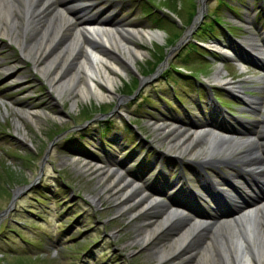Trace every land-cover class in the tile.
I'll return each mask as SVG.
<instances>
[{
	"label": "rangeland",
	"instance_id": "1",
	"mask_svg": "<svg viewBox=\"0 0 264 264\" xmlns=\"http://www.w3.org/2000/svg\"><path fill=\"white\" fill-rule=\"evenodd\" d=\"M141 2H84L88 5L82 10L84 15L114 29L112 34L98 36L107 42L105 47L108 52L98 45L92 47L119 67L113 70L101 60L109 73L117 77L109 91H104V81L97 82L99 85L96 83L100 95L92 90L85 94L79 91L83 75L62 92L57 88L69 78L71 72L76 71V58L84 53L83 47L87 45L85 39L75 48V57L71 56L73 60L64 64L59 78L56 72L63 67L59 60L47 69L42 67L47 60L53 59L52 55L62 46V40L35 62L28 47L35 30L24 31L16 25L6 26L3 33L4 28L0 25V229L11 223L15 228V232L0 233V248H4V253H0V264H110L109 261H117L116 264H199V246L203 235L206 238L207 233L212 231L210 228L199 229L181 250L158 258L160 247L167 248L170 237L188 221L185 222V215L177 213L176 218H172L173 221L161 230L155 229V224L163 217L164 204L176 206L175 203L184 202L180 197L190 199L187 190L200 189L198 183L194 182V174L185 165L188 158L207 156L205 152L201 153L205 145V132L200 134L194 129L207 127L219 134L248 136L242 144L244 148L249 146L250 139L258 140V144L264 143V139L257 136L264 128V46L259 39L264 31V4L261 0H245L244 5H239L230 0L228 5L237 6L234 13L222 4L217 5L218 0H147L149 9L173 22V29L165 32L145 18V12L139 7ZM193 8V16L186 22L187 14ZM212 10L220 13L221 20L233 28L232 35L224 33L222 28H214V32L219 34L215 40L213 36L197 31L209 19ZM234 15L247 25V30L231 22L230 18ZM70 16L74 24L81 22L79 12ZM0 22L5 23L4 20ZM147 29L160 31L161 35L140 40L127 31ZM69 31L64 29L62 35L67 36ZM173 32L177 35L174 33L172 37ZM170 37H175L174 45L165 43ZM249 37L262 42V45H253L257 49L256 54L247 55L241 49ZM189 40L203 45L194 46L198 53L195 58L184 59ZM209 43L217 45L215 50L205 48L204 45ZM126 45L136 48L138 52H131L134 61L131 66L122 60V55L128 56L130 53ZM258 47H262V50ZM188 53L193 54L192 50ZM158 55L163 56L167 73L144 83L143 79L139 83L136 80L133 94L127 97L122 95L120 90L131 83L134 75L139 79L137 71L147 61L156 60ZM191 72L194 78L187 77V73ZM226 73L232 76L229 81L237 84L230 96L216 87L219 76ZM211 89L217 94L219 92V101L211 99ZM157 91L164 95L162 99L154 97ZM176 91L186 92L188 97L183 103L176 100ZM142 95L147 99V95L151 96V101L138 105ZM100 103L113 107L105 112L110 118L111 127L103 130L102 134L105 135L99 138L97 126L101 121L96 120L105 118L98 114L97 106ZM85 105H91L92 109L88 115L82 116L79 110ZM85 118L89 120L88 126L79 129L83 125L75 124H83ZM128 118L136 121L126 130L124 120ZM73 131L84 132L85 136L77 137L76 134L73 140H67ZM87 134H92L93 138ZM195 134H199L196 141L185 150L181 139H192ZM257 148L261 150V145H256ZM238 150L235 149L228 156L213 153L217 161L210 160L208 163L215 171L213 173L224 175L231 172L234 179L248 178L237 168L243 166ZM259 155L263 157L264 153L259 151ZM236 159L240 161L236 162ZM145 165L154 167V170L150 173L141 171L140 167ZM181 165L191 188L180 175ZM115 172L138 184V192L134 193L141 191V194L156 197V204L142 210L140 201L145 203L146 197L134 203L129 199L136 197L132 194L125 201H129V205H124V201H120L124 189L120 183H114ZM216 178L220 180L219 176ZM237 182L235 186H244L242 181ZM59 184L61 186L57 189L56 185ZM179 186L186 189L184 194L187 195H171L172 188ZM252 187V191L246 186L243 189L235 187V199L225 200L227 208L233 210L264 196L263 184ZM38 190L46 192L43 195L46 199L36 204L30 200ZM247 193L251 195L247 196ZM66 194L68 196L64 197ZM94 194L99 195V202L92 201ZM141 194H138L139 197ZM192 195L201 199L197 192H192ZM208 201L214 207L212 201ZM200 203L202 206L194 207V211L205 216L180 207L191 216L208 222L218 216L224 217L222 214L228 210L214 211L202 199ZM27 204L38 206L36 209L44 210L48 215L40 219V216L28 214L21 209ZM85 237L89 246L82 252L84 256L63 253V245L75 240L82 241ZM93 238L96 242L90 243ZM87 251L92 254L85 256L83 253Z\"/></svg>",
	"mask_w": 264,
	"mask_h": 264
},
{
	"label": "bare ground",
	"instance_id": "2",
	"mask_svg": "<svg viewBox=\"0 0 264 264\" xmlns=\"http://www.w3.org/2000/svg\"><path fill=\"white\" fill-rule=\"evenodd\" d=\"M85 1L0 0V20L5 21V23L0 22V25L4 28L3 33L6 32V26L16 27V25L24 31L27 29L35 30L33 37L30 38L31 40L28 43L29 51L32 52L35 62L42 57L44 52L50 50L51 46L62 40V46L52 55L53 59L47 60L45 66L42 67V69H47L53 66L56 60H59L63 66L59 72H56L59 78L62 71H64V64H68L70 60H73L72 58L75 57L74 52L76 54L75 48L85 39L87 45L83 47L84 53L76 58V71L71 72L69 78L64 80L60 85H57V88L62 92L65 88L71 86L73 82L79 81L80 76L83 75V81L79 91L85 94L92 90L97 95H100L99 90L96 88V83L104 81V91H109L112 88V81L117 77V75H111V73H109L106 67H104L105 65L103 66L101 60L103 59L113 70L119 69V67L114 65L113 61L107 59L108 57H103L100 53L96 52V50H93L92 47L98 45L102 47L105 52H108V48L105 47V43L107 42L103 41L100 37L98 38V36H106L108 33L112 34L114 29L109 28V26L105 25L103 22H94L89 16L84 15L85 13H83L82 10L88 7V5L84 3ZM74 12H79L81 16V22L77 25L74 24L70 16L71 13ZM64 29L65 31L70 30L67 36H65V34L62 35ZM127 31L138 36L140 40H150L161 35L160 31H153L150 29ZM22 39L23 37L20 40ZM208 46L215 47L217 45L215 43H209ZM126 49L128 53H130L128 56L122 55V60L127 66H131L134 62L131 52H133V54L138 52L136 48L127 45ZM72 55L73 57L71 58ZM59 57H61V59H59ZM99 84L97 83V85ZM225 85L232 89H236L237 87V84H232L230 81H225ZM194 131H199L200 134H202L201 132H205L203 136V141L205 142L203 143L205 145L202 151L206 152L209 159H215L212 156L213 153H220L228 156L232 151L240 148L237 154L242 158L241 161L252 173H258L253 170L257 166L253 164V162L260 158L261 154L259 155V151L264 152V143H259L261 145V150H259V148L256 149V145L259 146L257 143L259 141L248 139L250 141V147L244 148L242 144L248 136L235 137L232 135L219 134L207 127H200L194 129ZM197 135L199 134H195L192 139H181L180 143L182 147L185 150L189 149L194 141H196L195 138ZM257 136L259 139H264V128L260 130ZM249 170H243V172L249 175L251 174ZM106 172H108V170H106ZM120 174L119 172L113 174L116 177L114 183H120L121 187L124 189V193L120 199V201H124V205H129L130 202L127 201L125 203V201L127 197L132 194H135L136 197L133 196L129 199L134 203H138L142 197H146L144 198L145 203H141L142 200L140 201L142 210L147 208L150 209L151 206L156 204V197L148 193V196L145 195V193L141 194V191H139V193H134L138 192V184L121 177ZM102 180L104 179L102 178ZM249 180H251L250 185L258 182L264 183V174L260 173L258 178H254L253 176L249 177ZM108 185L111 186V184H107L106 186ZM245 185L250 186L248 182L245 183ZM225 193L232 194V191H227ZM138 194L142 196L139 197ZM91 199L94 202L100 201L99 195L96 194L92 195ZM180 210L182 209L179 206L166 205L163 217L155 224V229L161 230L162 227L169 225L171 221H173L172 218H174ZM204 223L205 222L201 219H194L190 221L189 224L181 227L170 237V240L167 242V248L160 247L157 257L163 258L176 250H181L185 245L184 243H186L189 238L192 239L191 236H194L193 234L199 229H202L201 226ZM204 228H210L212 231L207 233L206 238L199 246V264H264V197L252 201L244 207H237L230 216L221 217L216 220L212 226L207 225Z\"/></svg>",
	"mask_w": 264,
	"mask_h": 264
},
{
	"label": "trees",
	"instance_id": "3",
	"mask_svg": "<svg viewBox=\"0 0 264 264\" xmlns=\"http://www.w3.org/2000/svg\"><path fill=\"white\" fill-rule=\"evenodd\" d=\"M147 0H142V2L139 4V7L141 6V8L143 9V11L145 12V18H147L149 21H151V23H153V26H158L160 28H163L165 30V32H169L171 29H173V22H171L170 20L168 21L167 18H165L164 16H159L156 14V12L152 9H149V5L148 3L146 2ZM228 1L230 0H218V3L217 5H220L222 4L224 7H227L228 9L232 10V11H235V7L234 6H231V5H228ZM239 3H243L244 0H235ZM148 6V7H146ZM152 8V7H151ZM194 11V8L188 12L187 14V18H186V22H189L191 17L193 16L192 13ZM222 17L220 16V13H216V10H212L210 13H209V19L206 21V22H203V24L197 29L198 32H202L204 34H208V35H216L215 32H214V28H219V22L222 21L221 20ZM175 32L172 33V37L176 34H174ZM174 34V35H173ZM177 35V34H176ZM172 37L166 39V44L168 45H174V38L171 39ZM189 47L187 48V53H185L184 55V59H192V58H195L196 57V53L195 52V48L194 46L196 45L193 41H188L187 42ZM189 50H192V53L190 55V53H188ZM194 51V52H193ZM163 59V56L162 55H158L156 57V60L154 59L153 61H147L146 64L144 66H142V69H140V71H143V72H146L148 70H152L151 69V66L155 65L156 63L162 61ZM187 63V62H186ZM185 63V64H186ZM150 67V68H148ZM167 69L164 68L163 72H165ZM163 72L161 74H163ZM194 73H188L187 74V77H190V78H194ZM136 81V77L133 76L132 78V81H131V84H134V82ZM127 84V83H126ZM120 93L123 94V95H127V94H130V84H127L125 85L124 89L120 90ZM140 93V92H139ZM158 97H161L162 96V93H159L157 92L156 94ZM175 95L178 99H181V98H184L186 95L184 93H180V92H175ZM148 99L146 98V96L142 95V101H139L137 104L138 105H141L143 102H150L151 100V96L147 95ZM150 97V98H149ZM146 100V101H144ZM221 103H223L221 101ZM111 107H113L112 105L110 104H107V103H100L98 104L97 108L99 109L100 112H107ZM92 107L91 105H85L84 107H82V109L79 110V114L84 116V115H88L91 111ZM136 120L134 119H130L128 118L127 120H124V125H125V128L127 127V129L130 128V125L131 123L135 122ZM110 118L109 116H106V118L101 121L100 123V127H101V131L103 130H106V129H110ZM126 129V130H127ZM71 134V133H70ZM81 134V133H80ZM74 137L73 136H70L67 140H73ZM61 184L57 185V189L60 188ZM46 192L43 190H38V193L36 194H32V198L30 201H35V202H43L46 198L43 197V195L45 194ZM64 197L67 196L66 195H63ZM55 198V197H53ZM55 201H57V198L55 199ZM57 203V202H56ZM68 205V204H67ZM38 206H35V205H32V204H27V205H23L21 207V209H23L24 211L28 212V214L30 215H33V216H40L41 219H43L44 216H47L46 212H44V210L42 211H39L40 209H36ZM45 209V208H43ZM19 212H20V209H19ZM60 214V213H59ZM12 216L18 218V214H13ZM68 219H70L69 217H67ZM59 221H63V219H60ZM31 223H37L39 224L38 221H32ZM14 226L12 225H8V226H3L1 229H0V233H3L4 231H10V232H15V228H13ZM61 232L63 231L62 228L59 229ZM20 235V234H18ZM21 236V235H20ZM96 241L95 238H93L92 241H90V243ZM88 241L85 238H83V240H75V241H72L68 244H65L63 245V253L65 255H78V257L80 256V254H82L83 251H85L87 248H88ZM0 253H4V248H0ZM87 254H90V251H87L85 253V255ZM70 257V256H69ZM73 263V262H72ZM76 263V262H75ZM108 263L110 264H116L117 261L115 262H112V261H109Z\"/></svg>",
	"mask_w": 264,
	"mask_h": 264
}]
</instances>
